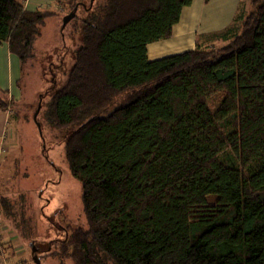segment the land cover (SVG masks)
Returning a JSON list of instances; mask_svg holds the SVG:
<instances>
[{
  "label": "trees",
  "instance_id": "16d2710c",
  "mask_svg": "<svg viewBox=\"0 0 264 264\" xmlns=\"http://www.w3.org/2000/svg\"><path fill=\"white\" fill-rule=\"evenodd\" d=\"M191 4L56 0L30 11L0 0V43L22 72L20 99L0 88L10 122L33 105L21 86L41 26L78 8L62 29L81 34L72 67L38 101L39 117L67 132L86 218L53 255L72 264H264V0H240L225 28L149 60L147 46L172 37ZM13 213L0 194V214Z\"/></svg>",
  "mask_w": 264,
  "mask_h": 264
},
{
  "label": "rangeland",
  "instance_id": "374dc122",
  "mask_svg": "<svg viewBox=\"0 0 264 264\" xmlns=\"http://www.w3.org/2000/svg\"><path fill=\"white\" fill-rule=\"evenodd\" d=\"M64 18L58 13L40 28L21 86L33 105L25 121L10 122L6 152L0 156V194L8 197L14 212L0 214V248L7 264H38L40 258L41 264H72L69 258L53 255L56 243L67 229L86 227L81 184L65 157L67 132L50 128L39 117L42 105L37 116L41 134L32 119L39 96L64 84L81 42L80 32L71 26L62 34ZM257 214H264V204Z\"/></svg>",
  "mask_w": 264,
  "mask_h": 264
},
{
  "label": "crops",
  "instance_id": "0c3cea01",
  "mask_svg": "<svg viewBox=\"0 0 264 264\" xmlns=\"http://www.w3.org/2000/svg\"><path fill=\"white\" fill-rule=\"evenodd\" d=\"M18 1L30 11L51 6L56 2V0ZM239 2L240 0H192V4L184 8L172 37L147 46L148 59L156 60L193 49L199 35L221 30L230 24ZM21 76L19 58L10 52L8 43H0V88L7 90L9 96L16 100L21 97V90L17 84ZM9 127V112L0 108V156L6 152ZM7 261L4 254H0V264H7Z\"/></svg>",
  "mask_w": 264,
  "mask_h": 264
},
{
  "label": "water",
  "instance_id": "95a60500",
  "mask_svg": "<svg viewBox=\"0 0 264 264\" xmlns=\"http://www.w3.org/2000/svg\"><path fill=\"white\" fill-rule=\"evenodd\" d=\"M77 9L78 8L76 7L74 9V11H72L71 13H69L68 15L65 16V18L63 20V27H65L67 25V23H69L76 16ZM40 108H41V102L37 106L36 112H35V114L33 116V120H34L35 124L38 127L39 133L41 134V126H40L39 122L37 121V116L39 114ZM32 252H35V249L34 248H33V251ZM36 262L38 264H41L40 263V259L36 260Z\"/></svg>",
  "mask_w": 264,
  "mask_h": 264
}]
</instances>
